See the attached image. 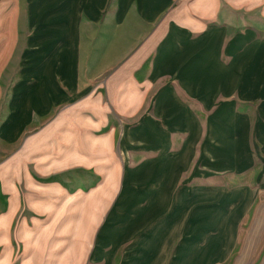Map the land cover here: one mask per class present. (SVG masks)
Segmentation results:
<instances>
[{
	"label": "crops",
	"instance_id": "obj_1",
	"mask_svg": "<svg viewBox=\"0 0 264 264\" xmlns=\"http://www.w3.org/2000/svg\"><path fill=\"white\" fill-rule=\"evenodd\" d=\"M169 1L31 0L29 23L45 21L47 35L62 37L48 61L62 58L61 68L59 62V70L53 71L54 88L84 90L92 76L95 81L102 76L104 54L115 48L126 52L140 32H148L100 83L109 100L111 90H122L123 106L151 99L152 114H143L122 136L127 151L150 155L124 162L120 154L123 162L112 160L108 179L83 196L75 195V209L69 206L70 195L63 193H58L62 204L55 208L53 195L60 190L35 191L31 206L20 202L18 190L12 191L17 203L1 212L6 214L0 216V245L10 233L5 220L9 213H78L82 255L88 250L85 235L92 237L100 224L86 264H209L229 255L247 218L254 214L255 223L264 226V168L256 167L253 179L238 177L257 159L264 162V93L246 94L250 82L264 86V73L254 65L264 52V40L251 30L231 35L229 25L209 27L205 21L211 19L167 13ZM210 1L216 6L208 8L213 12L218 4ZM109 2L111 14L99 19ZM203 2L193 3L197 11ZM44 7L56 12L41 20ZM147 59L149 74L141 85L135 78H123L125 70L133 71ZM99 97L96 92V101ZM253 99L263 100L255 114L245 110ZM193 102L202 111H194ZM255 184L261 187L253 188ZM57 230L69 234L66 227ZM21 244L30 254L21 264H55L54 253L64 252V242L58 251L50 240ZM3 251L7 256L0 264H9L13 250L5 244ZM71 252L67 247L60 264H72Z\"/></svg>",
	"mask_w": 264,
	"mask_h": 264
},
{
	"label": "rangeland",
	"instance_id": "obj_2",
	"mask_svg": "<svg viewBox=\"0 0 264 264\" xmlns=\"http://www.w3.org/2000/svg\"><path fill=\"white\" fill-rule=\"evenodd\" d=\"M1 1L0 216L6 214L1 212L17 203L11 195L12 191L18 190L23 198H19L20 202L23 205L27 202L31 206L32 197L33 202L37 198L34 192L46 187L53 188L55 192L60 190L53 193L56 209L58 204H62L57 199L60 197L58 193L69 194V206L75 209L78 207L75 195L83 196L109 178L112 160L121 163V155L124 162L150 155L137 149L133 151L129 148L127 151L122 136L123 131L125 133L140 123L143 114H152L151 99H138L134 106H123L119 99L123 95L122 90H111L108 97L112 100H109L108 91L106 93L104 86H101L102 81L120 67L148 32L137 35L132 49L123 52L121 48L119 51L115 48L112 53L104 54L108 56L103 59L102 76L97 81L92 76L84 90H63L61 86L59 90L50 85L56 79L57 74L53 71L59 70L62 58L57 55L55 59L52 58V62L48 61L52 51L58 47L55 42L62 37L59 34L54 38L47 35L45 21L39 22L38 26L29 23L31 0ZM196 1L170 0L167 13L172 10V15L185 19H211L210 23L205 21L209 27L229 25L227 28L231 35L251 30L256 39L264 40V0H215L214 4L218 5L213 12L208 10L213 6L210 0L200 3L198 11L193 4ZM54 12L44 7L39 10V19L46 20ZM111 12L112 2H109L104 5L99 19L108 17ZM221 59L225 61L227 58L221 56ZM148 60L135 66L133 71L129 68L125 70L123 78H135V82L141 85L149 74ZM254 65L261 74L264 73V52L254 60ZM248 91L264 93V86L257 87L255 81L250 82L246 94ZM96 92L100 94L97 101ZM111 101L114 105L110 104ZM248 103L249 108L245 110L255 114L263 105V100L253 99ZM195 108L201 110L193 102L194 111ZM259 155L261 153L257 152V158H260ZM256 167L264 168V162L257 159L252 168L238 177L253 179ZM258 186L261 187V184H255L253 188L257 189ZM255 218L253 214L246 219L247 225L242 227L240 235L236 234L229 255L221 260H210L209 264H264V226L257 225ZM5 220L10 233L0 245V260L5 254L3 248L6 244L9 252L13 250L9 264H21L24 259L30 258L21 242L29 247L31 243L46 244L49 240L56 246V251L61 249V243L64 242V252L54 253L55 264L64 260L62 254L67 255V247L72 249V264H86L90 245L100 226L98 224L92 230V237L89 233L85 235L88 250L85 249V255H82L85 247L78 241L81 220L78 213H9ZM58 227L62 231L66 227L69 234H57Z\"/></svg>",
	"mask_w": 264,
	"mask_h": 264
}]
</instances>
